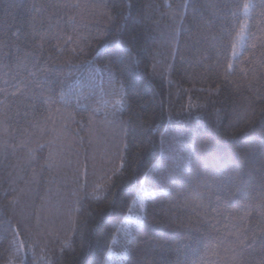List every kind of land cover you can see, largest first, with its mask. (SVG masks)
<instances>
[{"label":"trees","instance_id":"16d2710c","mask_svg":"<svg viewBox=\"0 0 264 264\" xmlns=\"http://www.w3.org/2000/svg\"><path fill=\"white\" fill-rule=\"evenodd\" d=\"M262 5L0 0V264H264Z\"/></svg>","mask_w":264,"mask_h":264},{"label":"snow or ice","instance_id":"6c2138e0","mask_svg":"<svg viewBox=\"0 0 264 264\" xmlns=\"http://www.w3.org/2000/svg\"><path fill=\"white\" fill-rule=\"evenodd\" d=\"M56 7L79 8L80 5L78 3H75V4L67 3V4H63V5L57 4ZM128 7H131L130 3L128 5ZM236 7H237V9H240L242 7L244 22L240 23L238 25L237 29H233L234 34L231 37V49H232V59L233 60L238 58V56L240 55L238 48H244L247 45V40H248L247 33L249 31L247 21L252 17V10L256 7V5L252 4L251 2H246L243 5H237ZM261 7L264 8V5H262ZM236 15H237V13L233 12V16H236ZM72 40H73L72 36L67 37V41H72ZM77 47H79V45H77ZM252 47L255 48L256 45L253 44ZM75 50L76 49H74V51ZM79 50L83 51L82 48H80ZM89 64H91V62H89ZM232 69H233V64L231 62H229L227 65V72L230 73L232 71ZM17 75H19V73ZM28 75L34 77L36 75V73L29 71ZM4 83H5V85H7L8 81L5 80ZM21 84H23V80H20L17 83L13 84V87L16 89V91L12 92L11 95H16V93L20 91ZM38 86H39V82H38ZM133 90H134V86H133ZM0 91H6V89H0ZM43 102L44 103H55V101H53L51 99V97H43ZM2 103H3V101H0V104H2ZM115 107L122 110V108H123L122 102L117 101ZM0 147H2V146H0ZM41 147H43V146H41ZM193 149H194V143L192 145H189L186 148V151H191ZM33 152H34V150H29V163H31L32 160L35 159ZM47 166L49 168L54 166V164L52 162V154L51 153H50L49 162H48ZM121 167H123V165H121ZM141 208L143 209V204H141ZM75 210L78 211L79 209L76 208ZM17 236H18V233L14 234L13 239L10 243L9 251L12 253V255L9 257L8 264H25V258L27 256L26 249L29 247V245H27L24 241L18 240L16 238Z\"/></svg>","mask_w":264,"mask_h":264}]
</instances>
